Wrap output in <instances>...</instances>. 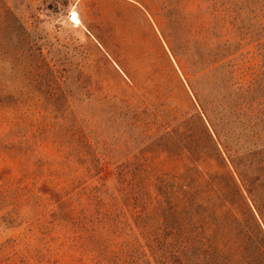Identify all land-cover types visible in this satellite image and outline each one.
<instances>
[{
	"label": "rangeland",
	"instance_id": "374dc122",
	"mask_svg": "<svg viewBox=\"0 0 264 264\" xmlns=\"http://www.w3.org/2000/svg\"><path fill=\"white\" fill-rule=\"evenodd\" d=\"M256 179L264 0H0V264H264Z\"/></svg>",
	"mask_w": 264,
	"mask_h": 264
},
{
	"label": "trees",
	"instance_id": "16d2710c",
	"mask_svg": "<svg viewBox=\"0 0 264 264\" xmlns=\"http://www.w3.org/2000/svg\"><path fill=\"white\" fill-rule=\"evenodd\" d=\"M216 145L218 147V144ZM224 147H225L226 153L229 159L231 160V162L235 166L238 165L240 168L245 169L244 167H246V164H247L245 161L247 160L248 155L246 153L241 154V159L238 160V162H236V160L234 161V157H236V155H239L238 152H233L234 150L231 148L230 143L228 142L227 144H225ZM224 162L226 163L225 158H224ZM257 163L260 164V161H257ZM250 164L252 166L253 163L250 162ZM192 165H197V162H192ZM223 167L225 168L226 166L224 165ZM247 170L245 172L244 171L239 172V175L242 176L243 183L245 187L248 189L249 193H253L254 190L252 189H253L254 183H250L251 178L248 176ZM164 177H165V180L161 182L160 191L165 197L168 198L170 202L174 203V202L183 201L184 205H190L191 207H193V205H195L199 200H201L202 196L205 195L204 190L206 189H211V193H214V195L217 198H223L224 200L226 198L227 189L222 184H220V180H218V178H214V177L211 178L212 181L210 185H207V187H203L204 185H203V182L201 181V178H203V173L198 170V167L185 166L184 170L168 172L167 174L164 175ZM169 180L173 181L172 187H171ZM256 181L258 185L259 180L256 179ZM258 186L263 188L264 184H259ZM206 193L209 194L210 192H206ZM263 210H264V206H263ZM263 210H261V215L264 217ZM213 213H214L213 210L205 209L203 210L202 214L199 216L201 219V224L199 227V229L201 230L200 232H202L203 236L205 235L203 239H205L206 242L209 243L208 246L210 248L213 247L215 241L218 244V239L216 236L212 237V239H215L214 243L210 244V241L208 239V235L210 237L214 232L215 234L217 233L215 230H213L214 226L212 224V218H211ZM219 246H220V243H219ZM225 246L227 245L224 243L223 247Z\"/></svg>",
	"mask_w": 264,
	"mask_h": 264
},
{
	"label": "bare ground",
	"instance_id": "6f19581e",
	"mask_svg": "<svg viewBox=\"0 0 264 264\" xmlns=\"http://www.w3.org/2000/svg\"><path fill=\"white\" fill-rule=\"evenodd\" d=\"M74 22L77 24H81V21H80L79 16L77 14H75V16H74Z\"/></svg>",
	"mask_w": 264,
	"mask_h": 264
}]
</instances>
